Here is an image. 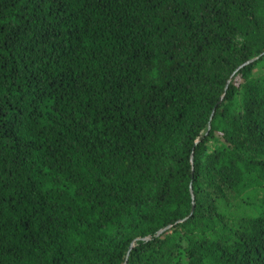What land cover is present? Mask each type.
I'll return each mask as SVG.
<instances>
[{
    "label": "trees",
    "instance_id": "obj_1",
    "mask_svg": "<svg viewBox=\"0 0 264 264\" xmlns=\"http://www.w3.org/2000/svg\"><path fill=\"white\" fill-rule=\"evenodd\" d=\"M145 236L126 264H264V0H0V264Z\"/></svg>",
    "mask_w": 264,
    "mask_h": 264
},
{
    "label": "water",
    "instance_id": "obj_2",
    "mask_svg": "<svg viewBox=\"0 0 264 264\" xmlns=\"http://www.w3.org/2000/svg\"><path fill=\"white\" fill-rule=\"evenodd\" d=\"M261 55H262V54H261ZM261 55L255 57V58H252V59L248 60L247 62H245L243 65L239 66V67L237 68V70L235 71V73H236L240 68H242L243 66H245V65L249 64L250 62H253L254 60L258 59ZM229 82H230V80L228 81V84H229ZM228 84L226 85L225 91H226V89L228 88ZM223 97H224V95L221 96L220 101L223 99ZM214 110H215V109H214ZM214 110H213V113H214ZM209 128H210V126H208V129H209ZM191 162H192V164H193V154L191 155ZM191 193H192V198H193L191 214H193L194 209H195V202H194V196H193L192 187H191ZM168 228H169V226H167V227H165V228L159 230V231L155 234V236L161 235V234L164 233ZM149 238H151V236H145V237H141V238L135 239V240L129 245V247H128V249H127L126 256H125V261H124L123 264H126V263H127L128 255H129L130 251L132 250V248H133L138 242H140V241H146V240H148Z\"/></svg>",
    "mask_w": 264,
    "mask_h": 264
}]
</instances>
